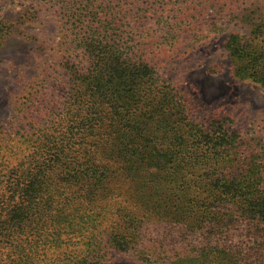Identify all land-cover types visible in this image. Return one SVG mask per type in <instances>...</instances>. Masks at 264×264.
Returning a JSON list of instances; mask_svg holds the SVG:
<instances>
[{
    "label": "trees",
    "instance_id": "1",
    "mask_svg": "<svg viewBox=\"0 0 264 264\" xmlns=\"http://www.w3.org/2000/svg\"><path fill=\"white\" fill-rule=\"evenodd\" d=\"M27 1L64 80L28 90L0 146V264H264V143L163 73L226 19L252 27L226 40L232 76L264 88V0Z\"/></svg>",
    "mask_w": 264,
    "mask_h": 264
},
{
    "label": "rangeland",
    "instance_id": "2",
    "mask_svg": "<svg viewBox=\"0 0 264 264\" xmlns=\"http://www.w3.org/2000/svg\"><path fill=\"white\" fill-rule=\"evenodd\" d=\"M34 3L27 0H0V22L15 23L14 34L0 48V146L6 147L11 133L18 132L16 107L25 103L31 88L42 82L64 80L55 53L58 24L49 16L23 21ZM45 15V14H44ZM208 39L170 58L164 79L183 93L195 115L229 116L237 127L254 134L264 143V88L232 76L226 40L232 33L248 36L252 27L222 19ZM202 35H207L203 33ZM187 47V50L185 48ZM109 264H139L118 258Z\"/></svg>",
    "mask_w": 264,
    "mask_h": 264
}]
</instances>
